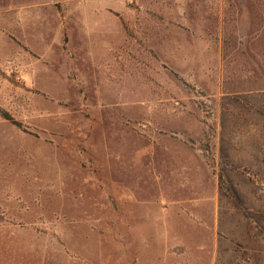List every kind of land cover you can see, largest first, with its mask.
I'll return each instance as SVG.
<instances>
[{"label":"rangeland","instance_id":"obj_1","mask_svg":"<svg viewBox=\"0 0 264 264\" xmlns=\"http://www.w3.org/2000/svg\"><path fill=\"white\" fill-rule=\"evenodd\" d=\"M0 113V264H264L248 0H0Z\"/></svg>","mask_w":264,"mask_h":264},{"label":"trees","instance_id":"obj_2","mask_svg":"<svg viewBox=\"0 0 264 264\" xmlns=\"http://www.w3.org/2000/svg\"><path fill=\"white\" fill-rule=\"evenodd\" d=\"M248 5L252 7L254 12L260 17L264 16V0H248ZM0 115L3 119L10 120V118L6 114L0 113Z\"/></svg>","mask_w":264,"mask_h":264}]
</instances>
